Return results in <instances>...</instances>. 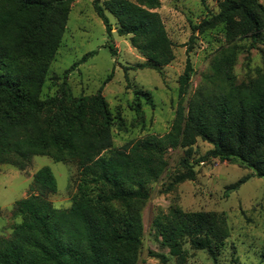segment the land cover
Instances as JSON below:
<instances>
[{
    "label": "trees",
    "instance_id": "16d2710c",
    "mask_svg": "<svg viewBox=\"0 0 264 264\" xmlns=\"http://www.w3.org/2000/svg\"><path fill=\"white\" fill-rule=\"evenodd\" d=\"M72 1L0 0V166L24 171L33 156H47L77 167L76 191L63 209L48 200L57 190L50 168L35 171L26 197L12 205L10 219L20 221L7 228V235L6 228L0 232V264H136L147 187L165 171L168 150L182 148L188 158L197 139L211 146L197 162L235 158L264 179V7L257 0H222L216 13L192 26L198 34L223 26L227 44L217 49L208 74L185 100L193 72L186 58L168 132L116 148L113 117L100 92L74 97L63 82L56 96H39ZM92 5L107 34L112 27L105 11L114 18L116 33L128 36L146 60L137 68L159 70L172 61L173 44L155 11L158 0H93ZM237 37H247L262 60L255 75L243 81L235 77L236 47L229 45ZM194 39L191 34L189 41ZM186 157L180 161L185 172L171 184L194 178ZM252 175L227 186L226 195ZM152 223L160 245L179 264L185 240L216 261L229 235L225 218L214 212L170 207ZM148 255L159 264L169 262L163 253ZM231 264L241 263L233 257Z\"/></svg>",
    "mask_w": 264,
    "mask_h": 264
},
{
    "label": "rangeland",
    "instance_id": "374dc122",
    "mask_svg": "<svg viewBox=\"0 0 264 264\" xmlns=\"http://www.w3.org/2000/svg\"><path fill=\"white\" fill-rule=\"evenodd\" d=\"M220 1L158 0L159 7L155 11L173 44V59L159 70H153L137 68L146 60L130 45L128 36L116 33V22L107 11L105 14L112 27L109 35L93 10V0H73L59 46L48 66L40 98L56 96L63 82L74 97L100 92L113 117L111 140L115 148L149 134H165L177 107V80L186 58H189L193 72L185 100L208 74L217 49L227 44L223 26L200 34L191 30L210 13H216ZM257 2L264 7V0ZM191 34L195 36L192 42L189 41ZM229 45L236 47L234 74L237 81L253 77L262 64L260 53L250 48L247 37H237ZM89 52L94 54L81 61ZM117 114L123 122L122 127L118 124ZM209 149V144L197 139L188 158L182 148L167 151L165 171L147 187L149 197L141 211L142 244L136 264H159L156 258L148 255L149 252L163 253L169 257L168 264H179L170 256L169 249L160 245L152 223L157 214L167 212L170 207L184 212L223 215L229 229L216 261L206 251L194 249L185 240L182 245L185 259L181 264H231L233 257L241 264H264V179L254 177L253 171L235 158L230 161L208 158L197 162ZM184 157L193 166L194 178L171 184L178 174L185 172L180 164ZM41 167H49L56 180L57 190L48 196L53 207L63 209L70 206L76 191L77 167L55 162L47 156H33L24 173L9 165L0 166L1 209L10 210L15 200L23 195L26 197L32 176ZM248 175L252 177L226 195L227 186ZM7 215L10 217L11 211ZM18 221V218L10 221L6 229ZM9 232L10 229L5 230L6 235Z\"/></svg>",
    "mask_w": 264,
    "mask_h": 264
},
{
    "label": "crops",
    "instance_id": "0c3cea01",
    "mask_svg": "<svg viewBox=\"0 0 264 264\" xmlns=\"http://www.w3.org/2000/svg\"><path fill=\"white\" fill-rule=\"evenodd\" d=\"M14 169V168H13ZM16 170V169H15ZM18 171V170H17ZM19 172H22V173H24V171H19ZM0 173H2V171H0ZM30 176H32V173L30 174ZM29 177V176H28ZM31 178V177H30ZM26 193V192H25ZM24 193V194H25ZM25 196L23 195V197L22 198H24ZM21 199V198H20ZM19 200V199H18ZM15 201H17V200H15ZM14 201V202H15ZM14 202L12 203V205L14 204ZM12 205H11V209H12ZM11 209L10 210H6V209H1L0 208V217H1V219H2V222H0V232L4 229V228H6L7 226H8V224H9V222L11 221V219H10V217L7 215V213H10V211H11ZM6 212V215L5 214H3V212Z\"/></svg>",
    "mask_w": 264,
    "mask_h": 264
}]
</instances>
